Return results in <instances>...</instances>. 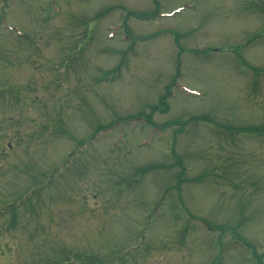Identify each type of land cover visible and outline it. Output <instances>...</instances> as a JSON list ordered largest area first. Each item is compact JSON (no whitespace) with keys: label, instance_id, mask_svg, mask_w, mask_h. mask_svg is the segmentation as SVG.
I'll return each mask as SVG.
<instances>
[{"label":"rangeland","instance_id":"374dc122","mask_svg":"<svg viewBox=\"0 0 264 264\" xmlns=\"http://www.w3.org/2000/svg\"><path fill=\"white\" fill-rule=\"evenodd\" d=\"M0 264H264V0H0Z\"/></svg>","mask_w":264,"mask_h":264}]
</instances>
